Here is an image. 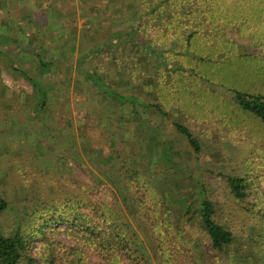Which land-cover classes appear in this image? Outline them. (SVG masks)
<instances>
[{"label": "rangeland", "instance_id": "rangeland-1", "mask_svg": "<svg viewBox=\"0 0 264 264\" xmlns=\"http://www.w3.org/2000/svg\"><path fill=\"white\" fill-rule=\"evenodd\" d=\"M81 3L0 0V197L7 203L0 214V231L7 237L18 232L25 238L32 235L31 255H35V247L42 241L38 237L40 231L45 232L47 240L54 237L65 247L75 244L68 232L71 220L83 214V182L93 186L96 180L111 181L112 193L124 204L121 181L125 173L119 168L125 166L137 170L150 182L144 205L151 217L157 214L174 224L172 228L177 231L170 228L166 241L171 246L173 242L184 243L186 247L178 250L182 262L191 264L189 258L193 256L202 264H222L210 254L200 225L188 222L184 214L188 204L192 211L197 209L200 194L205 192L214 203L217 220L235 232V262L251 264L245 255L250 252L259 260L264 259L260 246L264 242L261 119L241 111L229 90L223 95L222 88L214 93L206 87L210 92L207 94L191 86L194 106L203 108L198 116L193 109L188 112L178 105L172 107L168 119L151 110L143 114L140 123L131 119L133 124L127 125V134H119L116 127L122 108L98 94L81 76L83 67L88 68L91 63L81 60L79 53H87L93 44L82 41H88L84 33L91 13ZM103 3L97 1L93 10H102ZM83 7L89 12L85 17ZM253 10L246 7L247 15L255 20L260 11ZM56 11L59 13L51 17ZM63 14L73 15L74 21L64 19L61 29L56 27V19ZM100 30L103 36L104 30ZM147 33L153 35L151 31ZM71 44H75L76 52L68 48ZM240 44L244 46L246 41L241 40ZM248 50L260 54L253 47L248 46ZM40 58L53 62L49 72L41 73ZM94 61L98 72L106 66L101 56ZM40 74L44 77L42 89L48 90V95L32 81L38 80ZM117 74L112 72L110 77L116 80ZM231 83L250 87L251 91L242 90L248 95L264 94V77L258 73H249ZM120 87L131 89L127 82ZM150 121L157 124V129L153 130ZM174 122L187 126L200 140V154L196 155L185 137L175 130ZM109 156L113 158L112 168L103 162ZM228 175L252 180V189L257 188L258 193L251 191L242 202L233 199L227 191ZM141 181L133 184L140 186ZM152 196H156V204ZM131 205L140 215L136 202ZM88 256L92 264L98 263L94 250ZM126 260L129 264L130 260Z\"/></svg>", "mask_w": 264, "mask_h": 264}, {"label": "trees", "instance_id": "trees-1", "mask_svg": "<svg viewBox=\"0 0 264 264\" xmlns=\"http://www.w3.org/2000/svg\"><path fill=\"white\" fill-rule=\"evenodd\" d=\"M86 1L90 13L95 12V16L88 18L84 33L88 41L82 39L86 44H93L87 53H79L81 60L90 61L91 66L83 67L81 76L98 94L122 108L116 127L119 134H127V125L133 124L131 119L140 123L143 114L151 110L168 119L172 107L178 105L188 112L193 109L198 116L203 108L194 106L191 86L207 94L210 92L206 87L214 93L215 89L222 88L223 95L229 90L241 111L255 115L264 124V94L248 95L242 90L251 91L248 90L250 87L231 83L249 73L264 77V58L261 56L264 55V0ZM92 1H103V9L93 10ZM64 7L65 11L69 8L68 4ZM246 7L260 11V16L250 19ZM56 13L59 12L51 17ZM64 19L71 22L74 16L57 17L56 27L63 29ZM100 29L104 30L103 36ZM241 40L246 41L244 46L240 44ZM248 46L259 50L260 54L249 52ZM68 48L76 52L75 44ZM97 56L106 63L99 72L94 61ZM39 61L41 73L49 72L54 65L43 58ZM110 70L118 73L116 80L110 77ZM39 76L38 80L32 81L38 90L48 95V90L42 89L44 77ZM123 82L130 85L129 91L121 89ZM149 125H153V130L157 129L155 122L150 121ZM173 126L185 137L193 152L200 154L202 145L191 130L178 122ZM112 160L109 156L103 162L112 168ZM119 171L125 173V179L121 181L125 206L112 193L110 179L109 183L96 180L93 186L83 182V214H77L71 220L72 227L68 232L75 244L65 247L54 237L47 240L45 232L40 231L38 237H42V241L35 247V255H31L32 235L25 238L18 232L7 237L0 231V264H92L88 256L92 250L97 254V264H127L126 259L130 260L129 264H155L158 260L160 264H185L178 256L179 248L186 247L184 243L173 242L171 246L166 241L170 228L177 231L172 228L174 224L157 214L155 218L151 217L144 205L150 182L131 167L121 166ZM225 179L227 191L235 200L242 202L251 191L258 193L257 188L252 189V180L233 175ZM133 181H141L140 186H135ZM205 193L200 194L194 211L191 204L185 206L187 221L203 229L208 250L215 261L239 264L235 262L238 253L232 251L235 232L217 220L214 203ZM155 197L152 196L154 204ZM134 201L140 215L133 211L131 204ZM181 205L183 208L182 202ZM6 207L7 203L0 197V214ZM261 217L264 223V214ZM178 238L175 236V240ZM183 239L180 238L182 242ZM190 243L188 240L187 245ZM260 246L264 251V242ZM245 255L252 260L251 264H264V259L256 258L254 252ZM192 257L189 263L202 264L197 257Z\"/></svg>", "mask_w": 264, "mask_h": 264}, {"label": "crops", "instance_id": "crops-1", "mask_svg": "<svg viewBox=\"0 0 264 264\" xmlns=\"http://www.w3.org/2000/svg\"><path fill=\"white\" fill-rule=\"evenodd\" d=\"M81 3V2H80ZM85 3H87V1L86 0H83V5H86V6H89V4H85ZM92 7H93V5H95V4H97V1H92ZM82 4V3H81ZM80 4H78V5H76V7H78ZM18 10H19V8H17ZM89 12H88V9H86V8H84L83 7V17H85L87 14H88ZM95 15V12L94 13H91V14H89V16L91 17V16H94ZM83 17H82V19H83ZM93 18V17H92ZM88 20V19H87ZM53 21H54V19H53ZM83 22H84V20H83ZM33 49V48H32Z\"/></svg>", "mask_w": 264, "mask_h": 264}]
</instances>
